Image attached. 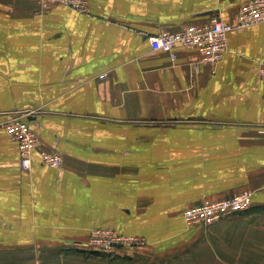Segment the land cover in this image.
I'll return each instance as SVG.
<instances>
[{
	"label": "crops",
	"instance_id": "crops-1",
	"mask_svg": "<svg viewBox=\"0 0 264 264\" xmlns=\"http://www.w3.org/2000/svg\"><path fill=\"white\" fill-rule=\"evenodd\" d=\"M84 1L79 12L0 0V231L16 236L0 246L21 254L0 264H264V22L200 65L197 51L176 46L171 59L148 37L213 17L235 25L248 0ZM32 110L59 168L37 154L19 167L3 124ZM243 192L246 212L184 224L186 207ZM104 226L145 243L109 256L75 238Z\"/></svg>",
	"mask_w": 264,
	"mask_h": 264
},
{
	"label": "built area",
	"instance_id": "built-area-1",
	"mask_svg": "<svg viewBox=\"0 0 264 264\" xmlns=\"http://www.w3.org/2000/svg\"><path fill=\"white\" fill-rule=\"evenodd\" d=\"M12 1V0H11ZM39 9L45 10L55 5H63L79 12L86 10L84 0H32ZM235 25L222 22L213 17L207 25H190L177 31V33L163 32L148 37L152 51L169 54L175 58L174 49L181 46L184 49L195 50L200 55V65H215L219 63L227 50V35L234 30L244 29L264 22V0H248L238 12ZM259 73L264 75V56L259 62ZM104 75H101L102 79ZM37 111H24L14 113L7 119L3 128L9 138L17 144L19 167L28 171L31 157L37 154L40 162L50 168H59L63 158L57 152L45 151L36 134L28 124V118ZM264 133V126L262 127ZM252 194L243 192L224 199H204L182 212L184 224L188 227H201L232 218L246 212L251 206ZM89 247L109 256H115L119 249H133L144 245V239L137 236H119L111 230H97L90 235Z\"/></svg>",
	"mask_w": 264,
	"mask_h": 264
},
{
	"label": "rangeland",
	"instance_id": "rangeland-1",
	"mask_svg": "<svg viewBox=\"0 0 264 264\" xmlns=\"http://www.w3.org/2000/svg\"><path fill=\"white\" fill-rule=\"evenodd\" d=\"M183 212V211H182ZM220 222V221H218ZM111 223V222H110ZM118 225H125L126 224V221L124 220H116V222ZM217 223V222H215ZM116 224V225H117ZM214 224V223H212ZM186 225V224H185ZM210 226V225H208ZM212 226V225H211ZM111 230L112 232H115L117 235L119 236H125L127 237L126 235H120L117 230L112 227V226H104V227H95V228H91L89 231H87V233L82 236V237H75L76 240H79L81 241V244L83 245V247H85V249H87V251L89 252H97V253H102L100 251H97L96 249L92 248V247H89L88 245V241H89V238H90V235L97 231V230ZM14 231H4V233H2V231H0V243H5V244H11L13 242V239L16 238L15 234H13ZM4 239V240H3ZM3 240V242H2ZM145 241V240H144ZM23 254V253H22ZM21 254L20 253H17V252H13V251H10V248L8 247H3V246H0V259H8V260H12L13 258H17L19 257Z\"/></svg>",
	"mask_w": 264,
	"mask_h": 264
}]
</instances>
